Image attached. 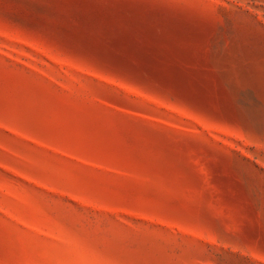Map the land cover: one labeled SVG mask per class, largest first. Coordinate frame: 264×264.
Masks as SVG:
<instances>
[{"label":"rangeland","instance_id":"rangeland-1","mask_svg":"<svg viewBox=\"0 0 264 264\" xmlns=\"http://www.w3.org/2000/svg\"><path fill=\"white\" fill-rule=\"evenodd\" d=\"M0 264H264V0H0Z\"/></svg>","mask_w":264,"mask_h":264}]
</instances>
